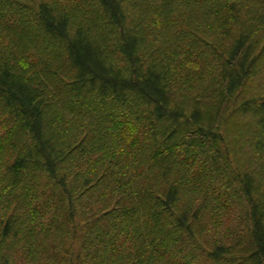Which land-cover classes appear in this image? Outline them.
<instances>
[{
    "label": "trees",
    "instance_id": "obj_1",
    "mask_svg": "<svg viewBox=\"0 0 264 264\" xmlns=\"http://www.w3.org/2000/svg\"><path fill=\"white\" fill-rule=\"evenodd\" d=\"M0 264H264V0H0Z\"/></svg>",
    "mask_w": 264,
    "mask_h": 264
},
{
    "label": "rangeland",
    "instance_id": "obj_2",
    "mask_svg": "<svg viewBox=\"0 0 264 264\" xmlns=\"http://www.w3.org/2000/svg\"><path fill=\"white\" fill-rule=\"evenodd\" d=\"M22 257H23V256L18 252V253H17V259H18V260H22Z\"/></svg>",
    "mask_w": 264,
    "mask_h": 264
}]
</instances>
